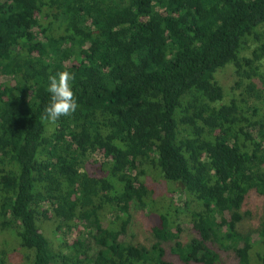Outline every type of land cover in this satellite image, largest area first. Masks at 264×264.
I'll use <instances>...</instances> for the list:
<instances>
[{
  "label": "trees",
  "instance_id": "obj_1",
  "mask_svg": "<svg viewBox=\"0 0 264 264\" xmlns=\"http://www.w3.org/2000/svg\"><path fill=\"white\" fill-rule=\"evenodd\" d=\"M262 25L264 0H0V264L17 248L26 264H264ZM64 70L79 108L51 125ZM135 210L148 244L129 239ZM50 211L54 234L83 228L79 248L46 237Z\"/></svg>",
  "mask_w": 264,
  "mask_h": 264
},
{
  "label": "rangeland",
  "instance_id": "obj_2",
  "mask_svg": "<svg viewBox=\"0 0 264 264\" xmlns=\"http://www.w3.org/2000/svg\"><path fill=\"white\" fill-rule=\"evenodd\" d=\"M257 33L261 35V41H264V25L258 28ZM257 45H258V42H253V41L249 42L246 49L243 51V54L249 55L251 53V50H253ZM4 79H5L4 77H0L1 82L4 81ZM215 80L223 87L224 93H225V98L220 104H228L232 100V98L235 96V94L237 93V90L234 89L235 83L237 81L235 68L232 65H229L225 67L224 69L219 70L215 74ZM94 160L106 161L105 154L104 153L95 154ZM147 170H149L147 174L151 179L155 178L156 180L160 181L161 177L157 172H155L149 167L147 168ZM164 186H165V189L159 190L163 195L165 194L168 195L167 193L169 191L168 189L172 191V190H175L174 188H177V186H169V187H166V185ZM179 197H177V195L173 197V194L169 195L166 200V203L169 204L168 202H170L171 200H174V205L177 204L178 206H182L180 200L178 201ZM261 202L262 201H259L256 204V207H251V208L254 211H257L261 205ZM191 208L195 209L196 206L193 205L191 206ZM47 218L49 219H47V221L44 224H42V228H43L44 234L50 241H53L54 243L59 244L62 242V239H65V241H67V243L70 246L74 247V249L79 248V243H81L80 242L81 232H83L82 227H79L78 229L76 230L74 229L72 231H68L67 229H62V231H60L59 233L54 234L53 229H55V225H54L55 220L53 218L52 211L48 213ZM179 219H180L179 223L184 222L185 229H186L183 239H185L186 237L188 238L191 235H194L192 232L191 216L189 214H186V215L181 214ZM257 219H258V215L256 216L255 214V217H253L250 221H248L249 222L248 227H251L252 226L251 224L256 223ZM150 224H151V221H149L148 217L145 216V212L135 210L134 211V221L132 223V233H134L135 238L129 237V239L134 242H142L144 244H148L150 240L153 241L152 235L148 233V230L151 227ZM0 239L2 241L7 240L8 236L3 237L0 235ZM12 243H15V242H12ZM11 255H14V256L9 258L5 262V264H26L27 263V252H24L20 248H17L15 251H12ZM226 261H228L226 264H236L235 261L232 260L231 257L226 259Z\"/></svg>",
  "mask_w": 264,
  "mask_h": 264
},
{
  "label": "clouds",
  "instance_id": "obj_3",
  "mask_svg": "<svg viewBox=\"0 0 264 264\" xmlns=\"http://www.w3.org/2000/svg\"><path fill=\"white\" fill-rule=\"evenodd\" d=\"M75 78V74L68 70L48 77L47 92L50 94V101L44 108L42 119L49 124L55 125L62 117H71L78 110V98L73 90Z\"/></svg>",
  "mask_w": 264,
  "mask_h": 264
}]
</instances>
